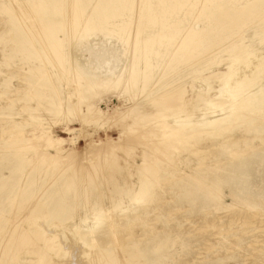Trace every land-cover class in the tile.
Segmentation results:
<instances>
[{
  "label": "rangeland",
  "instance_id": "1",
  "mask_svg": "<svg viewBox=\"0 0 264 264\" xmlns=\"http://www.w3.org/2000/svg\"><path fill=\"white\" fill-rule=\"evenodd\" d=\"M106 1L0 0V264H264V0Z\"/></svg>",
  "mask_w": 264,
  "mask_h": 264
},
{
  "label": "bare ground",
  "instance_id": "2",
  "mask_svg": "<svg viewBox=\"0 0 264 264\" xmlns=\"http://www.w3.org/2000/svg\"><path fill=\"white\" fill-rule=\"evenodd\" d=\"M60 2V1H59ZM60 4H61V2H60ZM69 4V3H68ZM67 4V5H68ZM78 4V3H77ZM77 4H75L73 1H72V3H71V5L69 6V8L71 7V9L73 8V9H75V5H77ZM59 5V4H58ZM62 6H63V1H62ZM37 7H39L38 5H32V6H26L25 4H23V3H18V5L16 6V8H19L20 10H21V12H23V14L25 13V14H27L28 12H29V15H28V17L29 18H33L34 17V14L36 13V10H37ZM18 9V10H19ZM72 9V10H73ZM112 8H111V5H110V1L109 0H107L106 1V7L103 9V13H100V14H106V10H111ZM17 10V9H16ZM19 13H20V11H18ZM116 12H118V11H116ZM115 12V13H116ZM18 13V14H19ZM23 14H22V16H23ZM28 17H26L25 16V18H28ZM41 18H42V20H44V18L45 17H42L41 16ZM101 20L103 19V20H108L109 18H111V16L110 15H104V16H102L101 15V17H99ZM70 22L72 23V27H71V33H73L74 31H75V29L79 26V21H78V19H75V16H73V14L72 15H70ZM47 30H46V27L44 26V27H42V29H40V31L38 32V34L36 35V37H37V39H39V41L41 42H44V43H42V44H44L46 47L47 46H49V42H50V40H51V42L53 43V42H55L54 41V39H53V37H51V39H49V35H48V37H46V32ZM128 42H129V44H130V46H131V48H134V47H136V41H135V34L133 33L132 35H130L129 36V38H128ZM138 49H139V51L140 52H143V53H141L142 55H141V57L143 58L144 57V54L146 53V52H148V48L147 47H144V46H138ZM132 73V74H131ZM130 76L128 77L129 78V80L132 78V77H134V72H130ZM120 81V80H119ZM178 86V85H177ZM176 86V87H177ZM247 86H249V85H247V84H244V83H239V85L237 86V89H235L234 91H230V97L232 98V99H238L239 100V104H240V110L241 111H245L246 110V108L249 106V97H248V95L247 94H245V92H246V89H247ZM168 87V86H167ZM172 87V86H171ZM170 87V88H171ZM235 88V87H234ZM233 88V89H234ZM229 89V88H228ZM232 89V88H231ZM164 90H166V88L164 89ZM163 92V91H162ZM177 92H179V95H180V93H182L183 92V90H182V92H181V90H180V88L178 87V88H173V90L172 91H169V92H165V93H162L163 94V97L164 98H166V97H168V99L165 101L164 100V98H163V100L165 101V103H164V101H163V105L165 106V105H167L166 107H168V106H170V104L171 103H173V101L175 100H172L174 97H176L174 94H176ZM178 94V93H177ZM184 94V93H183ZM158 96V95H157ZM181 96V95H180ZM171 97V98H170ZM173 97V98H172ZM228 97V96H227ZM226 97V98H227ZM171 99V100H170ZM231 99V100H232ZM230 100V99H229ZM171 101V102H170ZM233 101V100H232ZM231 102V101H230ZM235 102V101H234ZM158 103V102H157ZM174 103H178V104H180V106H182L183 105V98H179V96H178V98H176V100H175V102ZM162 104V103H161ZM182 104V105H181ZM232 104V103H231ZM179 106V105H178ZM232 106V105H231ZM230 106V107H231ZM233 107V106H232ZM236 108V107H235ZM238 108V107H237ZM231 109V108H230ZM245 109V110H244ZM238 110V109H237ZM148 120V119H147ZM152 129V128H151ZM149 131V130H148ZM158 139V138H157ZM35 141V140H34ZM158 141V142H157ZM162 141H163V139H162ZM159 140H156L155 142H153V143H151L150 142V144H149V150H150V152H148V151H146L147 152V154H145V152H143L145 155H144V159H143V170H144V172L146 171V173H144L143 174V178H142V187H141V192L143 193V194H145V193H147L148 191H147V189H146V185L152 180V176H151V174H152V172H151V170H152V166H153V163H152V165H149L152 161H153V157H152V155L151 154H153L154 155V153H153V151L151 152V148H154V147H156V148H159L160 146H159ZM31 144V143H30ZM30 144H27V145H30ZM144 144V143H143ZM33 145V144H32ZM157 146H159V147H157ZM103 148V147H102ZM101 148V149H102ZM107 148V147H106ZM105 149V148H104ZM160 149V148H159ZM103 151V150H102ZM42 152V151H41ZM161 153H162V151H161ZM41 155V160H44V161H46V164H48V165H51V164H54L55 162H59V161H68V163L67 164H74L75 162H77V160H79L80 159V157H78V156H72L71 154H69V155H67V156H64V155H62V154H50V153H42V154H40ZM39 155V156H40ZM157 156V155H156ZM40 158L38 157V159L40 160ZM155 161V160H154ZM65 162V163H66ZM64 163V164H65ZM62 165H63V163H62ZM66 165V164H65ZM58 169V168H57ZM85 170V169H84ZM152 183H153V181H151ZM154 182H156V181H154ZM34 227V226H33ZM29 229H32V228H29ZM31 233H34L33 231H31V230H26V231H24V233L22 234H20V236H17V239H19L20 240V242L18 241V243H23V244H25L26 242H28L29 240V237H30V234ZM15 239V238H14ZM26 239V240H25ZM54 238H53V236H49L48 237V239H46L44 242H45V245L46 244H48V243H51L52 242V240H53ZM36 245H34L33 246V248H34V250L33 249H30V254H32V255H35V256H37L36 258H37V260L36 261H31L30 262V264H35V263H42V262H44L45 261V258H44V256H43V254L45 255V253L44 252H42L43 250H42V248L39 246V247H35ZM55 246H52V248H54ZM29 249V248H28ZM49 249V248H48ZM48 252V251H47ZM46 256V255H45ZM48 257V256H47Z\"/></svg>",
  "mask_w": 264,
  "mask_h": 264
}]
</instances>
